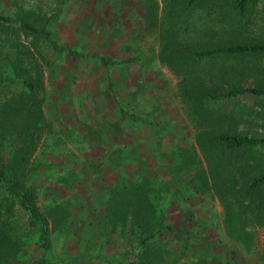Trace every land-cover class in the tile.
<instances>
[{
    "label": "trees",
    "instance_id": "1",
    "mask_svg": "<svg viewBox=\"0 0 264 264\" xmlns=\"http://www.w3.org/2000/svg\"><path fill=\"white\" fill-rule=\"evenodd\" d=\"M258 4L264 9V0H182L184 24L177 27L172 7L163 18L157 59L178 78L176 93L193 137L171 145L165 177L143 166L137 178L119 170V180L102 190L104 233L109 237L130 233L136 238L130 264H180L178 250L184 247L173 239L175 228L165 210L169 203L191 205L195 196L208 195L220 203L223 228L233 241L250 247L253 235L243 228L249 224L264 230V169L243 161L264 149V138L238 131L241 113L225 108L244 98H264L261 70L252 63L264 58V37L250 28ZM196 12L204 18L198 25L190 21ZM50 20L33 10L0 13V264H24L30 245L38 253L33 264H61L66 259L52 256L51 234L72 225L70 195L55 199V192L52 200L39 201L38 206L40 188L31 182L50 175L47 182L66 190L79 177L75 169L63 170L58 162L40 158L52 130L42 110L43 76L37 60L53 72L65 58L95 60L104 68L134 62L61 45ZM22 39L29 40L27 46ZM110 86L107 83L120 118L141 128L156 126L123 109ZM60 144L57 139L53 147ZM106 155L104 150L102 157ZM241 201H246L248 213L242 225L234 209L240 210ZM238 227L241 232L236 233ZM77 257L100 259L88 254ZM259 261L264 264V250Z\"/></svg>",
    "mask_w": 264,
    "mask_h": 264
},
{
    "label": "rangeland",
    "instance_id": "2",
    "mask_svg": "<svg viewBox=\"0 0 264 264\" xmlns=\"http://www.w3.org/2000/svg\"><path fill=\"white\" fill-rule=\"evenodd\" d=\"M171 7L172 14L178 15L177 27L184 24L182 0H0L1 14L33 10L50 17L53 36L61 45L114 61L134 60L104 68L95 60L77 62L65 58L56 66V72L37 60L43 76L42 110L52 130L47 150L40 158L58 162L63 170L75 169L79 177L66 190L47 182L50 175H39L31 182L40 188L38 206L39 201L52 200L55 192V199H62L65 193L70 195L72 225L51 234L52 256L66 258L61 264L132 263L135 236L124 233L109 237L104 233L106 204L102 190L119 180V170L137 178L143 166L145 171L154 169L165 177L166 166L171 163V145L182 139L192 140V129L184 119L176 93L178 78L157 59L159 27ZM256 9V26L250 28L264 37V9L261 4ZM202 15L196 12L190 21L198 25L200 18L204 21ZM22 41L26 46L29 43ZM46 55L53 57L48 51ZM252 63L261 70L259 79L264 82V58ZM107 83L123 109L147 117L156 126L141 128L120 118ZM225 108L241 113L238 131L264 138V98H244ZM57 139L62 144L53 147ZM104 150L109 155L103 158ZM40 151L41 146L37 153ZM250 154L243 161L264 169V149ZM193 199L191 205L188 201L178 206L169 203L165 210L175 228L173 239L184 247L178 250L180 264H261L263 229L249 224L243 228L253 235L247 247L226 235L221 220L223 209L215 198L206 195ZM245 207L246 201L240 202V210L234 207L240 225L248 217ZM239 232L238 227L236 233ZM28 251L29 259L27 256L24 264H33L38 253L31 245ZM125 251L130 252L123 255ZM78 254L100 259L77 257Z\"/></svg>",
    "mask_w": 264,
    "mask_h": 264
}]
</instances>
